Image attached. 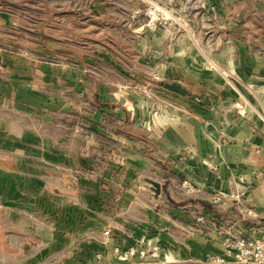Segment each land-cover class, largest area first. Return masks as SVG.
I'll use <instances>...</instances> for the list:
<instances>
[{
	"label": "rangeland",
	"instance_id": "1",
	"mask_svg": "<svg viewBox=\"0 0 264 264\" xmlns=\"http://www.w3.org/2000/svg\"><path fill=\"white\" fill-rule=\"evenodd\" d=\"M0 50L9 62L40 64L41 94L67 88L69 98L0 105V118L19 126L0 142V264H165L171 248L184 255L186 224L202 229L184 197L209 195L193 177L186 191L181 176L168 188L164 119L193 118L184 104L208 107L221 147L234 121L264 131V0H0ZM114 123L129 135L150 131L155 157L147 150L146 162L125 161L94 130ZM2 128L0 120L1 140ZM38 133L58 137V152L37 144ZM84 139L105 147L89 161L78 148L75 162L70 146ZM223 181L207 191L215 201L244 196L231 175ZM175 204L179 221L169 225Z\"/></svg>",
	"mask_w": 264,
	"mask_h": 264
},
{
	"label": "crops",
	"instance_id": "2",
	"mask_svg": "<svg viewBox=\"0 0 264 264\" xmlns=\"http://www.w3.org/2000/svg\"><path fill=\"white\" fill-rule=\"evenodd\" d=\"M12 53L15 59L21 55L15 51ZM16 60L13 59L12 62H9L7 55L0 50V105L3 108H7L9 104L24 106L26 104H34L36 106L42 103L43 96L49 101L59 99L67 101L69 99L68 93H66L67 88L59 96L41 94L42 77L40 76V64L36 63L35 65L26 66ZM64 82L65 85H72V82L70 79L67 80L66 76ZM179 86L183 88L181 85ZM68 89H71V87ZM184 106L191 107L194 114L193 118L164 119L165 149L163 152L164 158L169 161L167 177L170 182H168V188H175V178L181 176V186L186 191L187 186L191 187L193 177L196 180L194 179L192 183L200 182L204 184V193L209 196L206 199L203 197L197 198V195L193 196L192 194L184 197V206L197 208L202 213L201 223H197L202 229L194 230L189 224H186V241L182 244L184 246L182 254L184 255H179L180 250L178 252V250L171 248V254L168 256V260L166 259L167 262L165 264H200L208 255H223V240L226 236L239 233L246 234L248 226L253 222H261L260 220L264 215V177L261 175L251 177L254 171L257 173L264 171V131L261 127L263 125L258 126V130H256L245 119L238 120V122L231 121L233 125H230L225 130L230 142L221 147L222 144L220 145L219 141L220 133L216 127L217 119L204 115V109L209 112V108L195 103L184 104ZM116 112L121 113L119 118L124 121L128 114V109L124 107L121 111L118 110ZM0 120L3 121L2 132L4 136L2 140L0 139V142L9 144L11 140L8 137L11 138L12 134L15 135L18 124L16 125V122L11 121L8 117L0 118ZM117 123H121V121ZM117 123H114L110 128L95 127L94 130L100 131L103 138L114 140L120 146L123 152L122 158L125 161L146 162L144 156L147 150H149L150 155L155 157L158 151V143H156L150 131L143 130L146 128L137 127L136 129L141 132L129 135L121 130L122 123L120 125H117ZM237 123L241 126H238ZM50 124L54 125L52 121H50ZM38 134L36 136L37 144L46 142L47 150L57 151L56 139L58 137H46L40 133ZM95 144L85 139L82 142H73L72 146H70L72 152L69 154L73 156L76 162L78 159L76 150L82 147L84 148V152H82L85 156L84 160L89 161L92 158V151L99 154L97 150L94 152V149H103L105 147L99 142H95ZM185 147H190L191 153L187 154L184 152L181 155V151ZM42 149H45V147ZM178 157L182 159L181 164L175 162V158ZM189 157L196 158L197 161L191 162L188 159ZM49 158L55 161L58 157L50 152ZM200 158H209L211 165L203 164ZM223 160L228 164L226 169L223 168ZM238 174L242 175L243 178H239ZM224 175H231L229 185L235 188V192H238L240 188L245 189L240 194L244 196H239L235 199L222 197L216 201L211 197V194L207 191L223 188ZM229 185L225 186L228 187ZM190 189L189 192L191 193ZM176 207L177 205L175 204L173 208H170L169 225L171 223L175 225L179 221ZM189 218H191L190 215H184V219ZM221 264L234 263L231 257L225 256V263Z\"/></svg>",
	"mask_w": 264,
	"mask_h": 264
},
{
	"label": "built area",
	"instance_id": "3",
	"mask_svg": "<svg viewBox=\"0 0 264 264\" xmlns=\"http://www.w3.org/2000/svg\"><path fill=\"white\" fill-rule=\"evenodd\" d=\"M260 221L250 224L246 234L225 237L224 254L209 255L200 264L225 263V256L231 257L234 264H264V215Z\"/></svg>",
	"mask_w": 264,
	"mask_h": 264
},
{
	"label": "water",
	"instance_id": "4",
	"mask_svg": "<svg viewBox=\"0 0 264 264\" xmlns=\"http://www.w3.org/2000/svg\"><path fill=\"white\" fill-rule=\"evenodd\" d=\"M164 85L174 91L177 92H185V90L183 88H181L179 85L177 84H170V83H164ZM153 185L155 186V191L158 192L159 191V185L157 182L153 181Z\"/></svg>",
	"mask_w": 264,
	"mask_h": 264
}]
</instances>
